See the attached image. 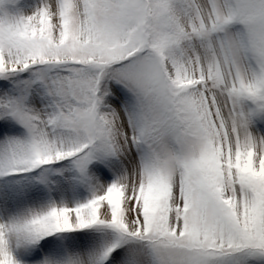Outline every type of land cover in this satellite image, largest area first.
<instances>
[{
  "label": "snow or ice",
  "instance_id": "snow-or-ice-1",
  "mask_svg": "<svg viewBox=\"0 0 264 264\" xmlns=\"http://www.w3.org/2000/svg\"><path fill=\"white\" fill-rule=\"evenodd\" d=\"M0 264H264V0H0Z\"/></svg>",
  "mask_w": 264,
  "mask_h": 264
}]
</instances>
